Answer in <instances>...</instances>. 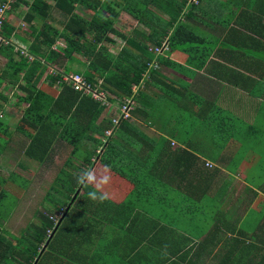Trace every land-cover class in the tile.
Returning a JSON list of instances; mask_svg holds the SVG:
<instances>
[{
    "label": "crops",
    "instance_id": "1",
    "mask_svg": "<svg viewBox=\"0 0 264 264\" xmlns=\"http://www.w3.org/2000/svg\"><path fill=\"white\" fill-rule=\"evenodd\" d=\"M31 2L17 0L8 14L22 6L26 14ZM199 7L192 12L197 26H190L203 41L171 51L164 71L148 84L142 77L122 100L104 92L109 105L102 117H114L123 100L133 105L128 124L144 138L129 141L141 146L135 156L149 160L148 177L133 186L104 164L93 165L86 184L104 197L88 199L93 228L56 239L39 264H264V152H251L264 146V0H203ZM39 23L26 22L22 35L14 28L9 40L26 49ZM163 101L171 105L167 112H159ZM144 112L152 118L145 121Z\"/></svg>",
    "mask_w": 264,
    "mask_h": 264
},
{
    "label": "trees",
    "instance_id": "2",
    "mask_svg": "<svg viewBox=\"0 0 264 264\" xmlns=\"http://www.w3.org/2000/svg\"><path fill=\"white\" fill-rule=\"evenodd\" d=\"M202 1L196 0V4H186V0H123L120 5L111 0H32L23 19L30 23L37 17L42 22L39 23L38 29L32 28L31 40L25 49L32 59L29 61L26 57L17 55V61L9 59L0 69V109L7 101L1 91L6 90L8 86H15L22 95L16 96L14 106L25 105L20 110V117L13 128L14 132L27 140L20 153L24 161H33L38 165L47 163L48 155L59 142L70 146L71 151L69 158L63 162L62 168L66 170L60 171L56 176L54 190L51 189L54 194L46 193L42 198L44 210L49 214L53 211L58 213L59 216L55 220L50 215L38 213L36 224L27 223L16 234L8 232L4 223L12 213L17 199L11 197L3 187L13 184L22 189L26 182L13 172H9L6 178L0 177V264H39L40 258L41 261L48 258L45 252L53 249L56 239L62 236H68L69 239L73 234L84 233L85 229L92 225L86 222L89 189L85 173L91 170L93 165L104 164L112 173L133 186L143 184L145 176L149 175V160L143 161L135 156L141 153V146L129 141L142 139L144 135L128 122L119 121L116 126L112 125L111 117L100 116L103 106L99 102L89 95L72 91L67 84L61 82V75L81 74L93 86L94 79H97L100 81L99 90L111 94L117 101L122 100L130 95L131 85L139 84L148 69L153 57L149 46H158L159 42L167 37L171 52L184 43L196 45L203 41L198 37L199 33L195 27L178 19L179 12L184 10L186 21H198L192 12L199 10ZM77 5L89 11L90 15L85 18L76 14ZM119 6L148 29L149 34L145 39L150 45L147 47L143 44L144 38L138 41L142 52L126 45L117 55H112L102 46V42L108 40L109 34L119 35L112 26ZM155 11L158 13H154ZM53 13L60 18L59 30L45 23L46 20H52ZM161 14L166 15L168 19L163 21ZM12 32V27L5 22L3 37L10 38ZM118 37L122 39L123 36ZM58 40H61L62 47L52 48ZM2 49L9 51L11 47H2L0 50ZM193 49L196 51L197 47L194 46ZM74 56L82 57L84 61L76 60ZM196 58L191 55V59ZM156 60L161 64L166 61L160 56ZM200 61L202 65L204 58ZM68 62L71 65L84 62L85 68L82 72H74L69 69L71 65L69 68L64 65ZM53 67L60 71L54 75L49 73L42 79L47 69ZM154 76H157V72L150 71L143 81L148 84ZM164 84L160 82L161 86ZM54 86L58 90L54 91ZM175 89L171 87L173 92L178 93L179 102L180 92ZM162 91L165 93V90ZM136 98L140 104L144 95L138 92ZM191 99L195 100V97ZM166 103H160L159 112L169 111L171 105ZM194 105H197V102ZM178 109L179 103L175 106V110ZM144 113L145 121L152 118L150 113ZM158 117L164 119V116ZM106 130L110 131L108 136L104 135ZM86 131L95 136L86 134ZM11 132L0 121V155L8 145ZM101 138H104V142H100ZM146 146L153 147L149 143ZM92 156L95 158L91 160ZM78 188L83 189V194L77 195ZM90 213L92 211L88 212L89 216ZM46 231H49L48 235Z\"/></svg>",
    "mask_w": 264,
    "mask_h": 264
},
{
    "label": "rangeland",
    "instance_id": "3",
    "mask_svg": "<svg viewBox=\"0 0 264 264\" xmlns=\"http://www.w3.org/2000/svg\"><path fill=\"white\" fill-rule=\"evenodd\" d=\"M75 9L78 15H83L85 17L87 14H90L89 11L83 10L78 5L75 6ZM119 9L120 10H118L117 17L113 21L112 26L119 35H122L124 37V39L123 37L122 39L119 38L118 37L119 35L109 34L107 36L108 40L106 42L103 41L104 43L102 42V46L104 47L105 51H107V53H110L112 55H117L119 50L126 45L131 46L135 50H139L137 52H142L138 41H140L141 38H144V41L142 42L145 43L147 47L150 45L149 41L145 39L146 36L149 34L148 29H146V27H144L142 24L138 23L136 19L131 17L127 12L123 11L121 8ZM15 11L16 12L13 13L11 12L10 14L8 13L6 14V22L9 26L12 27V30H14L15 28L16 30L19 31L18 34L22 35L21 31H25L28 29V24H26V22L23 21V14L26 11L23 8V6L21 9H16ZM154 13H158V12L155 11ZM183 14H184V10H182V12H179L178 15L179 21L187 22L191 26H197L189 21H186ZM51 17L52 20L51 21L47 20L46 22L49 23L52 27L58 28L60 26L58 24L60 18L55 13H53ZM160 18L163 21H166L168 19L166 15H162V14L160 15ZM162 42L164 43V45L168 46L167 37L163 38ZM10 43L12 42L10 41ZM59 46L62 47L61 40L56 41L55 45L52 48ZM157 51L153 50L155 55L159 54L160 57H162L165 60L168 57L167 55L170 53L168 49L165 50L160 49ZM9 57L16 59L17 54L15 52V48L11 47V50L3 52V54L0 57V59H2L0 61V69L3 67L4 60L6 61ZM75 57H78L80 60H83L82 57L79 56H75ZM84 68L85 65L79 62V63H74L72 67L69 69L75 72H82ZM164 68L165 67L163 64L158 63V61H156L154 57H151L150 63L148 64V69L145 71L142 77L146 79L150 74V71L154 70L160 73L161 71H164ZM54 70H55L54 67L47 69V71L44 73L43 76L47 75V73H51V75H53L55 73ZM98 86L99 84H95V87ZM138 86H140L141 89L143 87V85L142 87L141 85ZM130 88H132L134 91L136 90L137 85L135 84L131 85ZM7 89H6L7 91L5 90L1 91L2 95L6 97L7 101L5 104H2L3 110L2 111L0 110V121L3 122L4 124L7 122V124L12 127L16 124L17 120L19 119L20 110L23 109L25 105L20 104L18 107L14 106V103L16 102V96L21 95V93L19 92V90L12 88V86L11 87L8 86ZM108 96L110 97V99L113 98L111 94H108ZM113 101H117V100L113 98ZM132 106L133 105L131 104V108H134ZM102 115L103 114H101L100 116L102 117ZM124 122H129V120ZM86 134L94 135L88 131H86ZM12 137H13V144L8 143L7 146V149H10L11 151L9 152L6 149L0 155V177L6 178L9 172H13L14 174L19 176L22 180L26 182L25 187H23L22 189L17 188V186L13 184H7L5 187H3V189L6 190L11 197L17 199L16 205L12 213L10 214L8 220L4 223V226L8 232L12 234H16L17 231L23 228L27 223L36 224L38 213H41L43 215L44 214L50 215L54 220L59 216L56 211H53L52 213L49 214V212L44 210V206H43L44 202L42 198L46 193L54 194L53 192L55 187L54 183H56L57 181L56 176L59 174L60 171L66 170L62 168V166H63V161L67 157H69L70 147L66 146L67 144L63 142H59V144L57 143V145L54 146L52 152L48 155V162L42 165H38L33 161H29V160L24 161L23 157L20 154L22 148L26 145L27 140L23 138L19 133L17 134L15 132H12ZM100 142H104V138H101ZM257 146L261 148L260 151L257 149ZM251 152L258 157L260 156V152H264V146L260 144L254 145L251 149ZM262 165H264V163ZM52 188L53 190H51Z\"/></svg>",
    "mask_w": 264,
    "mask_h": 264
},
{
    "label": "built area",
    "instance_id": "4",
    "mask_svg": "<svg viewBox=\"0 0 264 264\" xmlns=\"http://www.w3.org/2000/svg\"><path fill=\"white\" fill-rule=\"evenodd\" d=\"M16 1L17 0H0V48L11 46L12 48H15V52L17 55L26 57L30 61L32 57L27 54L25 48L17 47L16 45H13L12 43H10L9 40L10 38L6 39L2 35L3 26L4 23L6 22V14L11 11ZM190 3L196 4V0H186V4H190ZM160 49L161 50L168 49V46L164 45V43L161 42L158 47L154 48V51ZM60 80L62 83L69 85L72 91L80 93L82 95H89L90 98L99 102L101 106L108 107L109 103L105 93L99 90L98 87L90 85L81 75L77 73L63 74L61 75ZM130 111H131V102L129 100L122 101L118 106L115 116L112 117L111 119V124L116 126L119 123V121L120 122L127 121L129 119ZM109 132L110 131L106 130L104 132V135L108 136ZM205 166H209V165L205 164ZM48 234L49 231H46V235Z\"/></svg>",
    "mask_w": 264,
    "mask_h": 264
},
{
    "label": "clouds",
    "instance_id": "5",
    "mask_svg": "<svg viewBox=\"0 0 264 264\" xmlns=\"http://www.w3.org/2000/svg\"><path fill=\"white\" fill-rule=\"evenodd\" d=\"M161 42H162V40L159 42L158 46L160 45ZM158 46H155V47H152V48L149 49V50H151V53L153 54V57L155 58V60L157 59L158 56H160L159 54H156V55H155V53L153 52L154 48H156V47H158ZM168 50H169V46H168ZM156 61H157V60H156ZM123 101H124V100H123ZM121 102H122V101H121ZM130 113H131V111H130ZM130 113H129V118H130ZM115 114H116V113H115ZM128 120H129V119H128ZM85 175L88 177L89 180L92 179L90 173H85ZM82 182H83V181H82ZM88 196H89L90 199H93V200H96V199H98V198L101 199V200L104 199L103 196L98 195V193L95 192V191L89 192V193H88Z\"/></svg>",
    "mask_w": 264,
    "mask_h": 264
}]
</instances>
